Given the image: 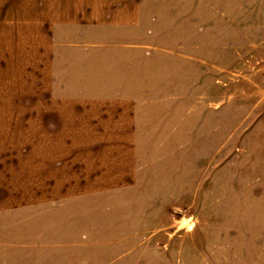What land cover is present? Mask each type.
I'll use <instances>...</instances> for the list:
<instances>
[{
	"label": "rangeland",
	"instance_id": "1",
	"mask_svg": "<svg viewBox=\"0 0 264 264\" xmlns=\"http://www.w3.org/2000/svg\"><path fill=\"white\" fill-rule=\"evenodd\" d=\"M140 10L136 178L30 189L0 216V264H264V0Z\"/></svg>",
	"mask_w": 264,
	"mask_h": 264
},
{
	"label": "crops",
	"instance_id": "2",
	"mask_svg": "<svg viewBox=\"0 0 264 264\" xmlns=\"http://www.w3.org/2000/svg\"><path fill=\"white\" fill-rule=\"evenodd\" d=\"M140 18V0H0V216L30 189L134 181L140 54L123 34Z\"/></svg>",
	"mask_w": 264,
	"mask_h": 264
}]
</instances>
